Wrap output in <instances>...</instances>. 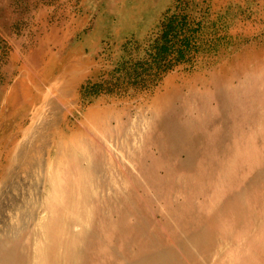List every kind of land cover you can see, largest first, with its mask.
<instances>
[{"label":"rangeland","instance_id":"rangeland-1","mask_svg":"<svg viewBox=\"0 0 264 264\" xmlns=\"http://www.w3.org/2000/svg\"><path fill=\"white\" fill-rule=\"evenodd\" d=\"M183 2L0 0V168L27 128L39 136L29 151L46 142L50 161L17 162L6 179L0 171V239L27 223L20 239L32 258L38 224L52 226L35 192L53 189L45 166L59 161L50 144L63 130L59 170L75 174L79 155L90 171L64 197L75 213L61 209L57 264H264V0ZM171 7L188 17L191 50L137 87L121 63L143 55L130 49L145 48ZM99 9L139 21L137 32L85 44ZM14 196L20 209L8 206Z\"/></svg>","mask_w":264,"mask_h":264},{"label":"bare ground","instance_id":"bare-ground-1","mask_svg":"<svg viewBox=\"0 0 264 264\" xmlns=\"http://www.w3.org/2000/svg\"><path fill=\"white\" fill-rule=\"evenodd\" d=\"M50 100V99H49ZM56 100V99H55ZM59 100V99H58ZM56 102V101H55ZM47 104V103H46ZM51 104V103H50ZM53 104V103H52ZM19 105V104H18ZM17 105V106H18ZM48 106H46L47 108ZM61 107V106H60ZM65 107V106H63ZM49 108V107H48ZM58 108V107H57ZM41 109V108H40ZM37 110V109H36ZM61 110V109H60ZM27 113V107H21V108H18L16 109L14 112L11 113V116H9L8 118V121H10V124L11 125V120H10V117H17V116H24V114ZM59 114V113H58ZM34 115H36L34 113ZM46 115V114H44ZM16 117L14 119H16ZM48 117V115H47ZM18 118V117H17ZM39 119V118H38ZM52 119V118H51ZM35 121V120H34ZM53 121V119H52ZM48 122V121H46ZM59 122V121H57ZM51 123V122H50ZM53 124V123H52ZM6 125V124H5ZM31 126V125H30ZM38 126V125H37ZM45 126V124H44ZM49 126V125H48ZM84 127V128H83ZM83 127H80V126H77V131L80 133V134H83L82 137H84L85 135V129L86 127L83 126ZM33 128V127H32ZM37 128V127H35ZM8 129V128H7ZM6 129V130H7ZM49 129V128H48ZM52 129V127H51ZM59 129V128H58ZM32 129H24V138H23V144H24V147H22L19 152L17 153H12V152H7L5 153L4 155V160H6V162L1 166L0 168V171H1V174L2 176L6 178H8V176L13 173L12 170H13V166L17 164V162H23L24 161H27V165H26V168L27 169H31V168H38V170H42L44 169V165H46L48 162H50L48 159L46 161H44L43 158L44 157V150L49 146L47 145L46 142H42L40 145L37 146V148H33V152L32 151H29L31 149H28L29 147V144L33 141V137H36L34 136L35 134H32L31 132ZM76 131V132H77ZM7 132V131H5ZM54 132V130H53ZM32 135H31V134ZM7 134V133H6ZM47 134H50L47 133ZM29 135V136H28ZM32 136V137H31ZM43 136V134H42ZM47 136V135H46ZM53 136V134H52ZM58 136L59 138L56 140V142L53 140L52 143L50 144L51 145V148L54 147V144H56L57 142L59 143L58 144V147L56 148V152H59L57 154L58 158H59V161L56 162L55 164L53 162H51V165L47 167L45 166V172H46V175L48 176V181H47V184H51L53 186V189H48L47 186L43 187V189H41V187H39V185L37 186L36 188V195H35V198L38 199L40 198L42 200V203L40 204L41 205H45L44 209H42V212L44 214L45 213H49V217H50V220L52 222V226L50 227V229H48V232L45 230V228L42 227V224H38L40 227L41 230H38V232L40 233V235L42 236V239L39 238H36V247H37V250H35V255L31 258L28 256V253H27V247H26V244L23 243V241H21V237L24 235L27 234V231L29 230V226H27L28 224L26 223L25 226L22 225L21 229H19L18 233L16 235H11L10 237L7 236L6 238H1L0 239V264H41L42 263V259H43V264H57V259L54 258L56 256V253L55 252L57 249H56V246L57 244L56 243V236L57 235H60V231L64 230L65 228L62 227V219H61V209L63 207H65V210L67 212H70V213H75L74 211V207L72 206H63V201H64V197L65 195H67V193H71L70 194V197H72V200L73 198L75 197V185L77 186V181H81L82 179H84V175H86L89 171H90V168L88 165H86L87 167H84L83 163H82V158L79 156V155H76V157H74V160L73 162H71L73 165H75V169L77 170V172L75 174H71L69 172L66 173L64 172V170L66 169V165L65 167L63 168L62 171L59 170V168L61 167V160L60 157L64 156V152H63V149H64V134H63V130H61L59 133H58ZM29 137V138H28ZM39 137V136H37ZM36 137V138H37ZM41 137V136H40ZM28 138V139H27ZM49 138V137H48ZM38 139V138H37ZM45 139V138H44ZM43 140V139H42ZM40 141V139H39ZM4 143H6V145L9 144V141L7 139L4 138ZM21 145V144H20ZM18 146V145H17ZM15 146V147H17ZM7 148V147H6ZM17 149V148H16ZM60 149V150H59ZM14 150V148H13ZM15 151V150H14ZM52 149H50V153ZM32 152V153H31ZM55 154H51V156H53ZM65 157V156H64ZM50 164V163H49ZM18 165V164H17ZM24 165V164H22ZM21 165V166H22ZM20 166V165H18ZM64 166V165H63ZM70 166V165H69ZM16 167V166H15ZM19 168V167H18ZM17 169V168H16ZM15 169V170H16ZM23 170V169H22ZM67 170V169H66ZM170 171H168V175H170L171 173H174L175 170H171L169 169ZM14 171V170H13ZM25 171V169H24ZM11 172V173H10ZM22 172V171H21ZM28 172V171H27ZM30 173V172H29ZM15 174V173H14ZM66 174V175H65ZM55 176L53 179H50L52 178V176ZM65 175V176H64ZM38 176V175H37ZM51 176V177H50ZM50 177V178H49ZM3 178V177H2ZM1 178V179H2ZM11 179V178H10ZM13 179V178H12ZM11 179V180H12ZM34 179V178H33ZM14 180V179H13ZM32 180V179H31ZM46 180V179H45ZM12 182V181H11ZM10 182V183H11ZM14 182V181H13ZM9 183V182H8ZM7 183V184H8ZM7 184L4 183V185L6 186ZM13 184V183H12ZM11 184V185H12ZM16 184V183H15ZM23 184H26V183H23ZM35 184V183H33ZM44 184V183H43ZM46 184V185H47ZM75 184V185H74ZM68 185V186H66ZM15 186V185H14ZM10 189H11V186H9ZM8 187V188H9ZM13 187V185H12ZM33 188V187H32ZM261 189L264 188V184H262L260 186ZM45 189L49 190L51 192V195L47 201V204L44 203V194L43 192H45ZM12 190V189H11ZM1 191V189H0ZM7 192V191H6ZM2 194V192H0V195ZM10 195V194H9ZM27 196V195H26ZM11 197V196H9ZM14 201H9L8 203V206H11L12 209L14 208L13 205H17L18 208L20 209L23 205H24V201L23 203H19V198H17L16 196H14ZM62 199V200H61ZM3 199L0 197V206H2V203H4L2 201ZM5 201V200H4ZM22 202V201H21ZM7 207V206H6ZM10 207V209H11ZM226 209L227 206H225ZM9 208V207H8ZM7 208V210H8ZM12 211V210H11ZM41 211V210H40ZM39 211V212H40ZM38 212V213H39ZM5 214V212H3ZM14 213V212H13ZM7 215V214H6ZM39 215V214H38ZM3 216V215H2ZM39 217V216H38ZM44 217V215H43ZM119 217H120V213H119ZM2 218V217H1ZM0 218V219H1ZM3 220V223L4 222V218H2ZM20 219V217H19ZM23 219V218H22ZM121 219V218H120ZM119 219V220H120ZM6 221V220H5ZM23 221V220H22ZM2 223V224H3ZM9 223V222H8ZM4 225V224H3ZM2 225V226H3ZM10 225V224H9ZM225 227V226H224ZM2 229V228H1ZM6 229V228H5ZM11 229V228H10ZM120 229V227H119ZM7 230H9V228H7ZM14 230L11 229V233L13 232ZM6 232V230H5ZM8 233V232H7ZM9 234V233H8ZM45 243H47V251H45ZM43 246H42V245ZM56 245V246H55ZM41 253L44 256V258L41 257ZM38 254H40V256H38ZM50 255V256H49ZM53 258V259H52Z\"/></svg>","mask_w":264,"mask_h":264},{"label":"trees","instance_id":"trees-1","mask_svg":"<svg viewBox=\"0 0 264 264\" xmlns=\"http://www.w3.org/2000/svg\"><path fill=\"white\" fill-rule=\"evenodd\" d=\"M178 1L184 3V0ZM172 10L171 7L165 12L145 48L138 46L130 49L131 52L138 50L140 55V48H143V55L138 58L129 57L121 63L126 66L123 68L125 78L137 87L148 88L174 64L184 61L191 50L192 39L187 33L188 17L172 14Z\"/></svg>","mask_w":264,"mask_h":264},{"label":"crops","instance_id":"crops-1","mask_svg":"<svg viewBox=\"0 0 264 264\" xmlns=\"http://www.w3.org/2000/svg\"><path fill=\"white\" fill-rule=\"evenodd\" d=\"M100 11L97 14V25L92 29L85 38V44H88L91 47L98 46L103 39L108 36L113 37L115 40L122 41L126 39L129 33L137 32V27L139 26V21L131 20L130 25H123V16L122 13L118 12L115 15H118V22H116L114 14L107 12L106 10L99 9ZM108 25H105V24ZM110 23H112L110 25Z\"/></svg>","mask_w":264,"mask_h":264}]
</instances>
